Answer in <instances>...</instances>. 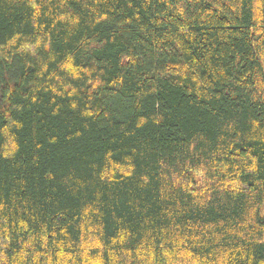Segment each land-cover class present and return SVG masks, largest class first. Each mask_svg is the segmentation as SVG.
Returning <instances> with one entry per match:
<instances>
[{"label": "trees", "instance_id": "obj_1", "mask_svg": "<svg viewBox=\"0 0 264 264\" xmlns=\"http://www.w3.org/2000/svg\"><path fill=\"white\" fill-rule=\"evenodd\" d=\"M0 264H264V0H0Z\"/></svg>", "mask_w": 264, "mask_h": 264}]
</instances>
